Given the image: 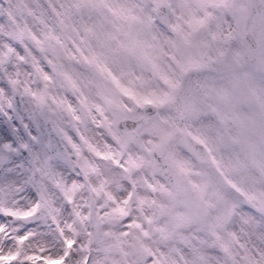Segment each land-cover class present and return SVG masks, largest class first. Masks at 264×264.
<instances>
[{"label": "snow or ice", "instance_id": "6c2138e0", "mask_svg": "<svg viewBox=\"0 0 264 264\" xmlns=\"http://www.w3.org/2000/svg\"><path fill=\"white\" fill-rule=\"evenodd\" d=\"M0 264H264V0H0Z\"/></svg>", "mask_w": 264, "mask_h": 264}]
</instances>
